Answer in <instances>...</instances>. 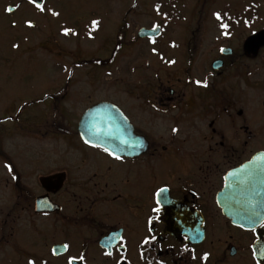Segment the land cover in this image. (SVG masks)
Wrapping results in <instances>:
<instances>
[{"label":"flooded vegetation","instance_id":"obj_1","mask_svg":"<svg viewBox=\"0 0 264 264\" xmlns=\"http://www.w3.org/2000/svg\"><path fill=\"white\" fill-rule=\"evenodd\" d=\"M46 1L37 5L30 0H0V17L9 18L26 3L36 12L19 25L41 35L42 22L59 13L56 8L46 13ZM254 10L259 15L258 6L215 13L217 29L228 42L215 49L212 61L223 60V67L209 70L205 81L190 77L159 96H143L153 110L148 117L141 114L143 105L124 97L95 99L83 111L102 102L115 105L135 136L147 142L142 153L114 154L86 143L76 128L72 134L67 131L72 135L67 149L56 153L51 170L39 171L36 191L26 188L22 177L13 176L24 195L21 211L29 223L25 230L7 228L6 241H0V264H264V84L227 80L235 61L264 54V45L254 49L248 43L264 31L251 28L264 19ZM37 15L41 22L35 21ZM102 22L99 16L90 19L83 34L91 39L103 28ZM67 25L64 20L54 23L49 35H80ZM243 27L249 33L236 41L235 32ZM64 29L70 31L66 34ZM121 33L118 48L123 45ZM228 48L234 57L223 54ZM86 60L74 59L68 74L81 65L103 69L108 64L102 56ZM74 83L69 78L57 82L52 104L74 105L79 93L72 90ZM62 115L71 119L75 114ZM198 116V121L210 119L206 127L211 137L203 141L213 143L200 144L198 135L185 130L186 124L198 123L190 120ZM158 118L166 123L165 132L158 131ZM40 197L50 199L55 209L37 211ZM230 216L243 217L245 223ZM27 229L39 240L29 243L23 237ZM3 241L8 244L3 246Z\"/></svg>","mask_w":264,"mask_h":264},{"label":"rangeland","instance_id":"obj_2","mask_svg":"<svg viewBox=\"0 0 264 264\" xmlns=\"http://www.w3.org/2000/svg\"><path fill=\"white\" fill-rule=\"evenodd\" d=\"M23 6L9 18L0 17V241H6L11 225L25 230L29 223L27 214L21 211L24 195L14 184L13 176L22 177L26 188L36 191V177L51 170L56 153L63 154L67 149L71 130L77 128L81 113L91 102L124 97L133 105H143L145 112L141 114L145 118L153 110L143 96H159L190 77L205 81L208 71L213 70L215 49L228 42L217 29V11L229 7L241 12L245 6H258L259 15L256 10L253 14L264 17V0H47L43 10L48 13L56 8L59 13L42 22L43 34L37 35V29L19 25L36 12L26 3ZM96 16L102 18L103 28L90 39L83 30ZM41 20L42 16L37 15L35 21ZM61 20L70 29L81 31L80 35H49L54 32V23ZM142 27H161L162 32L154 39L141 38L138 31ZM262 27L264 19L256 20L251 28ZM119 32L123 37L120 48ZM235 33L234 38L239 41L249 30L243 27ZM80 56L87 62L102 56L108 60L107 67L78 66L70 79L75 82L72 90L79 92L78 101L74 105L52 104L50 94L59 85L57 82L69 78L66 72ZM263 59L264 54H259L235 61L227 72V80L231 84H264ZM247 70L252 71L248 76ZM134 84L142 87L135 88ZM62 112L75 115L69 119ZM198 119L199 116L190 118L193 123ZM208 120L203 117L192 127L186 124L185 130L198 135L200 144L213 143L211 139L203 141V137H211L206 127ZM157 125L159 132L166 131L164 121L159 119ZM24 235L29 243L39 240L33 230L27 229Z\"/></svg>","mask_w":264,"mask_h":264},{"label":"water","instance_id":"obj_3","mask_svg":"<svg viewBox=\"0 0 264 264\" xmlns=\"http://www.w3.org/2000/svg\"><path fill=\"white\" fill-rule=\"evenodd\" d=\"M32 1L41 5L44 0ZM159 33L160 28H142L139 31V36L152 37L159 35ZM248 41L254 49H258L260 46L264 45V31L252 36ZM230 53L231 50L228 49L226 54ZM221 66V61L214 63V68L216 69ZM78 130L86 142L107 147L111 149L114 154H140L145 150V146L147 145V142L143 137L135 136L133 133V127L128 119L116 106L110 103H100L90 108L83 115ZM121 146L125 147L122 151L119 150ZM138 146H141V148H137ZM48 200L47 197L38 198L36 201V210H53L54 205ZM230 217L239 223H245L243 217Z\"/></svg>","mask_w":264,"mask_h":264},{"label":"snow or ice","instance_id":"obj_4","mask_svg":"<svg viewBox=\"0 0 264 264\" xmlns=\"http://www.w3.org/2000/svg\"><path fill=\"white\" fill-rule=\"evenodd\" d=\"M96 21H93V24H96ZM65 33L67 34L70 30L69 29H64ZM175 131V130H174Z\"/></svg>","mask_w":264,"mask_h":264}]
</instances>
